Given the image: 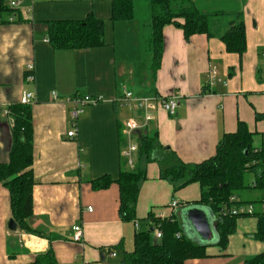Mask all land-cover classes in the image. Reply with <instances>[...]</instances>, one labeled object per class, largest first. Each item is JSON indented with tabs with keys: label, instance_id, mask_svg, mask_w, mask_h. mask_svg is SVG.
I'll use <instances>...</instances> for the list:
<instances>
[{
	"label": "crops",
	"instance_id": "crops-1",
	"mask_svg": "<svg viewBox=\"0 0 264 264\" xmlns=\"http://www.w3.org/2000/svg\"><path fill=\"white\" fill-rule=\"evenodd\" d=\"M211 1L203 8L195 0L206 12L227 13L213 20L215 35L196 34L187 40L181 28L167 25L157 71L147 49L151 15L146 0L135 1L130 21H113V0H25L12 14L1 16L0 163L9 161L13 141V120L5 112L20 102L23 92H31L36 96L31 104L35 185L33 216L28 221L42 236L18 225L15 231L9 228L13 219L10 193L0 183V264H121L124 252L134 249L136 232L148 229L150 213L179 215L178 208L171 210L166 204L175 201L174 197L169 200L170 190L180 182L161 179L159 163L140 159L138 151L133 155L134 167L123 155L129 143L124 123L143 115L123 103L125 89L137 98L179 96L174 114L158 109L155 119L136 131L138 144L139 134L157 132L163 146L195 164L213 156L222 135L235 131L242 120L254 133V146L264 149V0H242L244 4L232 11ZM239 12L247 35L242 56L228 53L220 38ZM91 13L105 24L104 45L53 48L50 22L83 20ZM29 64L34 65L33 71ZM213 65L223 83L210 86L207 75ZM85 95L101 100L83 107L74 122V106L66 100ZM73 123L75 138L67 135ZM137 165L147 171L137 202L139 229L120 215L116 182L101 190L92 186L104 176L116 181L123 167ZM175 194L184 199L183 203L176 199L179 205L187 206L199 199L200 185L189 184ZM240 197L248 200L243 193ZM256 221L253 216L239 218L226 248L210 244L206 257L186 264H244L246 258L264 252V242L253 237ZM79 223L84 244L72 240L73 226ZM114 247L118 250H111ZM48 251L53 257L47 256Z\"/></svg>",
	"mask_w": 264,
	"mask_h": 264
},
{
	"label": "trees",
	"instance_id": "trees-1",
	"mask_svg": "<svg viewBox=\"0 0 264 264\" xmlns=\"http://www.w3.org/2000/svg\"><path fill=\"white\" fill-rule=\"evenodd\" d=\"M137 0H113V21H130L134 18V4ZM151 15V34L147 39V49L152 54V68L161 66L164 52V28L173 24L181 28L189 40L193 35H215L213 20L225 16L224 11L206 12L196 5L195 0H146ZM6 0H0V16L12 14ZM49 42L55 50L89 49L105 44V24L93 13L83 20H64L49 23ZM228 53L242 56L247 49V35L242 13L235 15L228 28L220 35ZM207 88L206 86L204 87ZM9 116L13 120V141L9 161L0 163V183L10 193L12 218L18 227L27 233L42 236L29 226L33 216V187L35 185L32 165L34 161V129L31 104L17 103L10 106ZM260 115V114H258ZM254 133L245 121L239 120L237 129L224 133L219 140L216 153L210 158L195 164L184 162L170 148L163 146L157 132L138 135L140 159L157 161L160 165V178L173 183L180 182L179 188L192 183L200 185V197L196 205L209 207L216 215L218 241L223 249L228 246L229 236L237 230L241 217L256 218L253 237L264 242V149L253 144ZM249 177L252 179L249 180ZM147 179V171L140 165L134 169L123 167L120 176L113 181L109 176L92 182L94 189L110 187L114 182L119 186V212L124 221H137V202L140 184ZM247 190L259 192L256 199H242ZM236 196L237 201H231ZM253 204L252 215H233L235 206ZM223 211H227L223 215ZM150 225L158 226L163 237L156 239L152 229L138 230L134 237V249L124 252L121 264H186L189 259L207 256L208 245L201 244L187 236L182 220L177 214L160 219L154 213L147 217ZM118 248L114 247L115 250ZM47 256H52L48 251ZM244 264H264V252L246 258Z\"/></svg>",
	"mask_w": 264,
	"mask_h": 264
},
{
	"label": "built area",
	"instance_id": "built-area-1",
	"mask_svg": "<svg viewBox=\"0 0 264 264\" xmlns=\"http://www.w3.org/2000/svg\"><path fill=\"white\" fill-rule=\"evenodd\" d=\"M25 0H6V3L11 9L17 10L21 6L22 2ZM31 2L35 0H29ZM13 17H10V20H13ZM2 17L0 16V22L2 21ZM28 68L30 71L34 70V65L29 64ZM208 81L207 83L210 86H214L216 83H223L222 78L219 76L218 69L215 65L210 67L209 73H208ZM32 79L33 76H30ZM54 99L56 100L57 94H54ZM179 96L177 93H172L168 97H160V98H137L134 97L132 92L129 90L124 91V96H123V103L130 106L131 109H135L137 111H142L143 115L140 120H134V119H129L124 123V133L128 138V145L127 148L123 151V155L128 159V162L131 167H134V159L133 155L135 152L139 150V144L135 142V133L137 130H142L147 127L149 122L155 119V112L158 109H164L170 114H174L179 102H178ZM36 96L35 94L31 92H23L20 98V103L22 104H32L35 102ZM101 100L100 97H91L89 95L85 96H74L71 98H68L66 102L72 104L74 106L73 111L71 113L72 119L75 122L77 120V117L79 113L82 112L83 107L86 105H91V104H96ZM6 115H9V112H5ZM74 128L71 129L67 135L71 138H75L77 135V130L75 128V123H73ZM238 198L236 196L231 197V201H237ZM179 206V202L172 201L169 205L170 208L176 209ZM262 209L264 210V201L262 203ZM93 209L89 207V211H92ZM255 211V206L253 204H246V205H237L231 209V213L233 215H252L253 212ZM228 212L223 211V215H226ZM156 217L160 219H164V215H156ZM135 227L139 229V221H135ZM151 224V223H150ZM152 229V234L156 239H161L163 237V232L158 226H152L149 225L148 229ZM72 240L81 244H84V228L82 224H76L73 226V235H72ZM113 256L116 254L113 253Z\"/></svg>",
	"mask_w": 264,
	"mask_h": 264
},
{
	"label": "rangeland",
	"instance_id": "rangeland-1",
	"mask_svg": "<svg viewBox=\"0 0 264 264\" xmlns=\"http://www.w3.org/2000/svg\"><path fill=\"white\" fill-rule=\"evenodd\" d=\"M211 0H199V4H201L200 6H208L209 4H211ZM215 5L220 4L219 6H221V8H224L226 10H237L241 7L242 4H244V1L242 2V0H217L216 2H214ZM204 8V7H203ZM263 70H264V64H263ZM263 77H264V71H263ZM157 162V161H154ZM158 163V162H157ZM252 179V177H249V180ZM179 185H173V187L171 188L172 190H170L171 194L169 197V200L171 201L173 199V197L175 198V200L177 199L180 202H184L181 197H179L178 195L174 193L176 191H179L181 188H179ZM184 188V187H183ZM250 193V192H249ZM243 192V197L244 198H248V199H256L259 196V192L257 191H253L251 194ZM200 197V194H199ZM198 198V197H197ZM194 200L192 202H190L187 206H183V205H179L178 208V216L181 218L182 220V226H183V230L185 232V234L191 238H193L194 240H200V242L202 244H207L213 241H218V232L216 229H213V233H214V238L211 241H206V240H201L196 232L194 231V229L192 228L190 221L188 219V214L192 209H200L201 211H203L206 215V217L208 218V220L210 221V223L213 225L214 223V219L216 218V215L213 213V211L207 207V206H202V205H196L195 203H193ZM166 206H169L168 204H166ZM165 206V207H166ZM176 208V209H177ZM168 209H171L168 207ZM172 210V209H171ZM171 212V211H170ZM142 228H144V226H142ZM143 230V229H142Z\"/></svg>",
	"mask_w": 264,
	"mask_h": 264
},
{
	"label": "water",
	"instance_id": "water-1",
	"mask_svg": "<svg viewBox=\"0 0 264 264\" xmlns=\"http://www.w3.org/2000/svg\"><path fill=\"white\" fill-rule=\"evenodd\" d=\"M188 219L192 228L201 240L211 241L214 238L213 229L217 230L216 222L214 220L212 225L203 211L200 209H192L188 214ZM9 228L13 231L17 230V223L15 220H10ZM197 241L201 243L200 240ZM216 242L217 241H213L205 245H210Z\"/></svg>",
	"mask_w": 264,
	"mask_h": 264
}]
</instances>
